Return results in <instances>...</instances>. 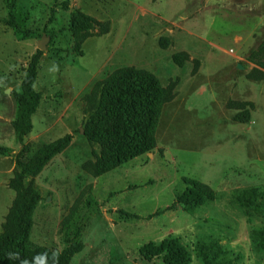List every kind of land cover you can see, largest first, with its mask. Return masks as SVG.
Listing matches in <instances>:
<instances>
[{
	"label": "rangeland",
	"instance_id": "1",
	"mask_svg": "<svg viewBox=\"0 0 264 264\" xmlns=\"http://www.w3.org/2000/svg\"><path fill=\"white\" fill-rule=\"evenodd\" d=\"M74 8L109 26L81 44L82 56L67 29ZM263 40L264 0H0V147L8 149L0 154V231L21 148L15 93L40 50L41 99L26 156L65 135L72 141L33 178L40 201L31 244L61 251L82 243L69 264H161L139 250L175 238L190 264H203L201 248L216 264H264L255 235L264 213L236 199L256 188L264 200V76L249 77L264 75V61L249 59ZM178 53L187 55L181 67L172 59ZM128 66L154 75L174 98L162 107L155 148L99 175L100 146L83 135L91 110L83 98ZM183 178L209 186L214 199L170 208Z\"/></svg>",
	"mask_w": 264,
	"mask_h": 264
},
{
	"label": "trees",
	"instance_id": "2",
	"mask_svg": "<svg viewBox=\"0 0 264 264\" xmlns=\"http://www.w3.org/2000/svg\"><path fill=\"white\" fill-rule=\"evenodd\" d=\"M67 29L73 40V51L82 56L81 44L93 36L95 29L98 30L96 36L106 34L109 26L107 22L98 21L74 8L69 16ZM41 55L42 52L37 50L30 58L21 80L20 92L15 93L17 113L12 128L21 148L15 156V168L8 182L14 198L1 225L0 264H22L25 260L28 264H35V258L44 254L47 255V264H69L83 248L82 243L73 241L61 251H52L30 242L33 213L40 201L33 178L72 141L71 135H65L40 146L29 157L26 156L28 146L24 143V138L32 130L31 117L41 99L40 93L34 89ZM172 59L181 67L187 60V55L178 53ZM249 59L264 61V40L250 53ZM263 76L249 75L254 80L262 79ZM173 98L171 87L163 88L154 75L133 66L119 68L96 81L83 98L86 105L91 107L86 112L88 115L83 126V135L90 144L100 146L96 174L109 172L154 149L155 132L162 107ZM246 120L247 117L238 121ZM7 152V148L0 147V154ZM28 177L31 180L26 182ZM182 182L185 188L175 197L170 208L175 204L196 208L214 199L215 193L209 186L189 178H183ZM236 199L245 208L264 213V200L256 188L237 191ZM255 235L256 243L264 248V229ZM139 253L144 259L157 258L161 264H190L191 261L189 253L175 238L165 239L158 245L149 243ZM200 257L203 264H216V254L204 248L200 250Z\"/></svg>",
	"mask_w": 264,
	"mask_h": 264
},
{
	"label": "clouds",
	"instance_id": "3",
	"mask_svg": "<svg viewBox=\"0 0 264 264\" xmlns=\"http://www.w3.org/2000/svg\"><path fill=\"white\" fill-rule=\"evenodd\" d=\"M14 254H10V256H12ZM56 256V254L54 253V257ZM22 264H28V261H23ZM35 264H47V255L44 254L42 256H38L35 258Z\"/></svg>",
	"mask_w": 264,
	"mask_h": 264
},
{
	"label": "water",
	"instance_id": "4",
	"mask_svg": "<svg viewBox=\"0 0 264 264\" xmlns=\"http://www.w3.org/2000/svg\"><path fill=\"white\" fill-rule=\"evenodd\" d=\"M43 47V42L40 44V47H39V49H41Z\"/></svg>",
	"mask_w": 264,
	"mask_h": 264
}]
</instances>
